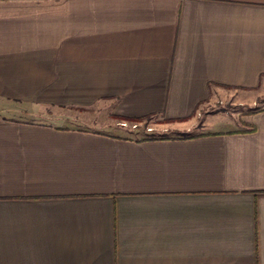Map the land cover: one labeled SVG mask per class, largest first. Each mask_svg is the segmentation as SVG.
Instances as JSON below:
<instances>
[{
    "label": "crops",
    "instance_id": "crops-1",
    "mask_svg": "<svg viewBox=\"0 0 264 264\" xmlns=\"http://www.w3.org/2000/svg\"><path fill=\"white\" fill-rule=\"evenodd\" d=\"M263 95L264 0H0V264H264Z\"/></svg>",
    "mask_w": 264,
    "mask_h": 264
},
{
    "label": "rangeland",
    "instance_id": "rangeland-1",
    "mask_svg": "<svg viewBox=\"0 0 264 264\" xmlns=\"http://www.w3.org/2000/svg\"><path fill=\"white\" fill-rule=\"evenodd\" d=\"M263 100H255L252 103H250L249 105L252 108V110L258 109L260 106L264 105V104H260L261 102H264V95H263ZM14 105L13 107L16 109V117L22 118V119H36V120H41V121H49V122H53V123H57V124H64V125H70V126H78L80 125L81 127H91L94 129H99V130H105V131H109L113 134H120L122 136H130L132 138L135 137H139L140 135H142L143 132H141V130H137V127H142V124L144 123H138L136 124L137 127H133V123H130L127 120H122V121H118L117 124L115 125H110V126H105L103 124L105 123H88V122H82L81 120H79V117H75V116H66L64 114H62L61 110H56L54 115H46L44 114V111L41 110L40 115H29L27 113V111L25 110L26 108H24V106L20 107L19 105H15V104H11ZM248 107V103L244 102H237L235 100H219L216 104V106L214 107V109L211 111V113H204L205 115H203L200 111L196 112V116L198 119H202V117L204 116V118L209 117L212 113L214 114L215 118H219L220 120L224 121V122H230V117L226 116L225 114H229V115H235L236 111L237 113L239 109H242L243 107ZM55 110V109H53ZM29 111V110H28ZM33 111V110H30ZM29 111V112H30ZM58 111L60 113H58ZM207 112V110L205 111ZM37 113V112H36ZM35 113V114H36ZM39 114V113H38ZM51 114V113H50ZM85 116V114H83ZM85 120V119H83ZM113 121V120H112ZM114 122V121H113ZM112 122V123H113ZM156 122H162V120L158 119L157 116H155L153 119H151L145 126H143V128H145V130H147L148 128H151L150 131L154 132L157 135H162V134H168V135H175V134H180V133H184V134H191V133H195L196 132V127H191L189 129H183L182 131H172V130H164V132H162L161 130H159L161 127L159 125H157L156 127ZM163 126L166 123H162ZM197 125V124H196ZM142 128V129H143ZM149 131V130H147ZM166 131V132H165Z\"/></svg>",
    "mask_w": 264,
    "mask_h": 264
},
{
    "label": "trees",
    "instance_id": "trees-1",
    "mask_svg": "<svg viewBox=\"0 0 264 264\" xmlns=\"http://www.w3.org/2000/svg\"><path fill=\"white\" fill-rule=\"evenodd\" d=\"M155 116L154 115H147V116H144V117H138V118H125V117H119V119L121 120H127L129 121L130 123H135V124H138V123H143L142 124V127H137L136 129L139 131L141 130L142 135H140L139 137H135V139L137 140H145V139H162L163 137V134L162 135H157L155 134L154 132L152 131H147L145 130V128H143V126H145L151 119H153ZM143 128V129H142ZM255 130V127L251 126L248 131H253ZM179 137H188L189 135L188 134H184V133H180L178 134ZM123 137H129V138H132L130 136H123Z\"/></svg>",
    "mask_w": 264,
    "mask_h": 264
},
{
    "label": "built area",
    "instance_id": "built-area-1",
    "mask_svg": "<svg viewBox=\"0 0 264 264\" xmlns=\"http://www.w3.org/2000/svg\"><path fill=\"white\" fill-rule=\"evenodd\" d=\"M133 127H136V124H135V123H133ZM147 130H149V131H150V130H151V128H148Z\"/></svg>",
    "mask_w": 264,
    "mask_h": 264
}]
</instances>
